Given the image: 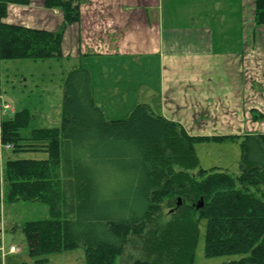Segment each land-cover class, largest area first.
Here are the masks:
<instances>
[{
  "label": "trees",
  "instance_id": "trees-1",
  "mask_svg": "<svg viewBox=\"0 0 264 264\" xmlns=\"http://www.w3.org/2000/svg\"><path fill=\"white\" fill-rule=\"evenodd\" d=\"M83 1L45 0V7L64 13L55 32L4 21L9 4L30 0H0V60L61 58L63 31L80 20ZM254 16L256 26L264 24V0H255ZM90 79L84 67L67 74L59 127L23 135L34 117L29 108L0 118V205L5 182L8 200L50 207L49 218L24 225L29 254L82 246L86 264H116L133 239L141 246L132 264H194L204 223L206 256L264 264V133L192 135L145 104L127 118L107 119ZM211 141H240L239 172L202 167L196 145ZM6 144L13 148L3 159ZM29 151L47 157L18 156ZM178 196L192 202L180 198L182 205L163 220L166 202Z\"/></svg>",
  "mask_w": 264,
  "mask_h": 264
},
{
  "label": "crops",
  "instance_id": "crops-1",
  "mask_svg": "<svg viewBox=\"0 0 264 264\" xmlns=\"http://www.w3.org/2000/svg\"><path fill=\"white\" fill-rule=\"evenodd\" d=\"M80 12L63 31L60 59L88 68L91 93L104 114L145 104L192 135L244 131V109L251 107L242 94L255 86L246 85V74L255 53L264 51V37L254 34L264 31L254 24V0H84ZM178 17H185L183 25ZM4 21L57 32L64 13L45 7V0H30L9 4ZM2 248L3 264L17 252L3 242Z\"/></svg>",
  "mask_w": 264,
  "mask_h": 264
},
{
  "label": "rangeland",
  "instance_id": "rangeland-1",
  "mask_svg": "<svg viewBox=\"0 0 264 264\" xmlns=\"http://www.w3.org/2000/svg\"><path fill=\"white\" fill-rule=\"evenodd\" d=\"M248 14V16H250L252 14L251 11ZM254 15L255 0L253 13L255 24ZM178 18H180L178 22L183 25L185 23V17ZM250 25L251 24L248 25V29H250ZM259 26L261 27V25ZM254 34L257 35V37L259 35L264 37V31L262 29L260 31L257 30V32L255 31ZM262 52L263 54H256V52L255 56L252 57L250 63L253 64V67L251 70H248L246 74V78L248 79L246 85H253L254 83L255 86L254 92L251 91L248 95L247 91H244L242 94V102L248 100L249 104L247 107L251 108H248L249 110L244 109V112H246L244 115L245 125L240 129L244 130L239 133L241 135L264 132V51ZM65 61L66 60L60 58L45 60H0V104L3 109L0 110V118L11 116L16 110L29 108L33 112L34 117L30 127L22 131L23 135L28 134L33 127H59L63 117V114L61 115V110L64 97V81L67 74L73 68L70 67V63H65ZM86 66L92 67L93 65L89 62ZM82 67H84V65ZM93 69L94 68H91V70ZM95 78L98 77L95 75ZM95 89L97 90V88ZM4 104L8 105V107L4 106ZM136 106L137 105H135L133 109ZM252 109L254 110V117H256V115H263L262 119H255L253 113H251ZM132 111L110 113L107 111L105 112V117L107 119H124L129 117ZM246 114H249L248 120ZM250 119L253 120V123L250 122ZM241 120L240 118V121ZM226 122H229V118ZM11 149L10 147L2 150L4 159L7 153L11 154ZM196 150L202 167L209 168L212 166H219L230 173L239 172V164L242 156L240 141H211L198 143L196 145ZM18 156L27 158H46L47 152L29 151L20 153ZM3 192L2 203L0 205L1 239L6 250H8L9 246L12 244L21 248L19 252L8 256L3 264H37L36 261L41 256L33 257L29 254L23 228L28 221L49 218L50 207L48 204L36 200H8L7 183H4ZM180 198L182 197L178 196L174 200H168L166 202L168 205L163 209V220H168L170 218L171 211L175 208L173 205L179 204ZM182 199L188 203L192 202L188 197ZM183 200H181L179 207L182 205ZM132 240L133 239L127 243L124 254L118 259L116 264H132L137 257H140L138 248H140L141 243L138 240ZM42 257H45L46 260L41 264H86L85 249L82 246L71 250L51 253ZM233 258H238V256H206L204 223H202L201 233L195 251L194 264H225Z\"/></svg>",
  "mask_w": 264,
  "mask_h": 264
},
{
  "label": "built area",
  "instance_id": "built-area-1",
  "mask_svg": "<svg viewBox=\"0 0 264 264\" xmlns=\"http://www.w3.org/2000/svg\"><path fill=\"white\" fill-rule=\"evenodd\" d=\"M4 106L8 107V105H5V104H4ZM0 107H1L0 109L3 110L1 104H0ZM5 147L10 148V147H12V145H11V144H7V145H5ZM2 250H4V248L0 247V251H1V252H2ZM9 251H10V252H13V253H14V252H18V251H20V248H19V247H16L15 245H12V246L10 247Z\"/></svg>",
  "mask_w": 264,
  "mask_h": 264
},
{
  "label": "water",
  "instance_id": "water-1",
  "mask_svg": "<svg viewBox=\"0 0 264 264\" xmlns=\"http://www.w3.org/2000/svg\"><path fill=\"white\" fill-rule=\"evenodd\" d=\"M180 202H181V201H179V204H180ZM202 204H203V203L201 202V203L199 204V207L202 206Z\"/></svg>",
  "mask_w": 264,
  "mask_h": 264
}]
</instances>
